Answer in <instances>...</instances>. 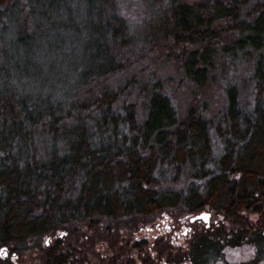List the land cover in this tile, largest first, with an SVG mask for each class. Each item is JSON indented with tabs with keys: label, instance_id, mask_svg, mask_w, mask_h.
<instances>
[{
	"label": "trees",
	"instance_id": "obj_1",
	"mask_svg": "<svg viewBox=\"0 0 264 264\" xmlns=\"http://www.w3.org/2000/svg\"><path fill=\"white\" fill-rule=\"evenodd\" d=\"M69 1L0 0V248L10 254L31 240L40 264H86V255L65 242V227L96 229L109 219L134 230L164 214L166 226L155 224L130 244L140 264H211L207 259L226 245H260L264 0H152L160 13L149 26L142 21L135 34L117 15L116 0H87L103 33L91 54L102 57L91 58L87 71L75 70L64 87L58 73H39L49 40H29L25 24L7 40V20L29 7L57 5L59 11ZM137 38L148 52L179 48L184 75L200 86L218 51L233 64L251 60L249 99L225 81L218 113L206 117L190 109L181 115L158 84L137 91L140 81L121 75L123 56ZM115 76L120 80L109 83ZM39 81L47 84V96ZM172 212L179 217L171 218ZM202 212L221 224L189 221ZM249 217L258 224L250 226ZM179 225L191 227L184 242L165 231ZM132 256L126 264L135 263Z\"/></svg>",
	"mask_w": 264,
	"mask_h": 264
},
{
	"label": "rangeland",
	"instance_id": "obj_2",
	"mask_svg": "<svg viewBox=\"0 0 264 264\" xmlns=\"http://www.w3.org/2000/svg\"><path fill=\"white\" fill-rule=\"evenodd\" d=\"M115 3L117 15L123 16L127 20L131 34L139 32L143 22L145 26H149L160 13L152 0H116ZM146 4L148 5L147 9L145 8ZM65 5L59 11H57V5H48L46 10L29 7L24 13L13 12L7 20V40H15L13 31L16 26L23 24H25L26 32L33 35L29 40H49V43L44 45L40 52L42 62L39 63V73H58L61 86L69 87L73 81L71 75L75 70L87 71L91 65V58L102 57L99 52L94 55L91 53L92 49L95 51L101 46L103 33L97 32L102 20L94 17L87 0H71ZM30 50L31 48L28 49L27 53H31ZM146 50L141 40L135 39L126 56H123L125 64L121 75L127 74L136 77L140 81L137 91H140L141 86H146V83L158 84L160 88L171 95L181 115L186 114L190 109L206 117L218 113L224 103L221 84L224 86L225 81L228 85L236 87L242 99L249 97L251 60L233 64L218 51V55L213 60L211 75L206 83L200 86L184 75L179 58L182 51L179 48L173 47V50H170L166 46H162L154 50L151 49L150 52H148L147 47ZM31 65L36 67L37 63L31 62ZM116 79L120 80V76L110 78L109 83ZM39 82L42 86V95L47 96L49 93L47 84ZM54 89L56 93H59L58 86H55ZM166 215L168 214H164L163 218L158 221L161 226H166L167 222L162 220L165 219ZM170 215L171 218L179 217L177 212H172ZM216 218L213 217L209 221L211 220L214 224L217 221L221 224V221L218 220L219 217ZM253 218L255 217L248 218L252 227L258 224V220ZM198 221L206 224L202 220L198 219ZM131 223L132 220H129L127 224L130 225ZM158 223L150 221L146 225L149 224L147 228H152ZM228 225L230 226V224ZM73 226L65 227L68 230L67 233L63 232L67 234L65 242L71 244L69 248L72 250L78 249V253L79 255L82 254V257L84 254L87 255L86 257L91 262H87L86 257L81 259H86V264H126L124 259L132 255L135 261L133 264L139 263V260L137 261L134 257L135 251L129 249L130 244L135 241L139 242L147 236L145 226L140 229V225L137 229L128 230L125 228L124 221L109 219L99 222L96 229L88 228L83 223H75ZM184 229L186 230V227L180 225L177 229L176 236L179 242L186 241L185 236L191 232V227H188V233L183 235ZM150 232V234L155 233L154 230ZM110 246L117 247V250L115 248L113 251ZM4 248L6 249V247ZM36 251L39 249L35 242L25 241L16 251L18 255L16 264H40V256L37 258L36 253L38 252ZM115 251L116 254L111 253ZM34 253L35 258L28 260V257ZM211 256V261L207 259L211 264H264V241L260 245L246 244L238 248L226 245L220 253ZM73 257L76 259V254ZM0 259L2 260L0 264H9L7 259L3 257ZM76 260L81 261L80 259Z\"/></svg>",
	"mask_w": 264,
	"mask_h": 264
},
{
	"label": "flooded vegetation",
	"instance_id": "obj_3",
	"mask_svg": "<svg viewBox=\"0 0 264 264\" xmlns=\"http://www.w3.org/2000/svg\"><path fill=\"white\" fill-rule=\"evenodd\" d=\"M194 221V220H193ZM192 221V222H193ZM191 222V223H192ZM160 228V226H157V228ZM188 227H186V230L184 229L183 230V235L184 234H186L187 232H188ZM166 232H171V236H172V238L175 240V239H177L178 237L176 236L177 235V230L176 229H173L171 226H169L166 230H165ZM46 246H48V242H46ZM1 249H5L4 247H2ZM7 249V248H6ZM7 252H8V255H7V257H3V258H5V259H7L8 260V263L9 264H16V260H18V255L16 254V251L15 252H11L10 254H9V251L7 250ZM36 252H38V253H36V255H37V258L40 256V253H39V251H36ZM72 254V257H73V255H75L73 252L71 253ZM34 255H35V253L33 254V255H30L28 258V260H31V258H35L34 257ZM87 256V255H86ZM13 257H15V259H13ZM74 258V257H73ZM87 258V257H86ZM87 262H91V260L90 259H88L87 258ZM137 264H140V262L139 263H137Z\"/></svg>",
	"mask_w": 264,
	"mask_h": 264
},
{
	"label": "snow or ice",
	"instance_id": "obj_4",
	"mask_svg": "<svg viewBox=\"0 0 264 264\" xmlns=\"http://www.w3.org/2000/svg\"><path fill=\"white\" fill-rule=\"evenodd\" d=\"M200 219L207 221L209 219V214L207 213L202 214ZM7 255H8L7 249H0V257H7ZM13 259H15V257H13Z\"/></svg>",
	"mask_w": 264,
	"mask_h": 264
},
{
	"label": "water",
	"instance_id": "obj_5",
	"mask_svg": "<svg viewBox=\"0 0 264 264\" xmlns=\"http://www.w3.org/2000/svg\"><path fill=\"white\" fill-rule=\"evenodd\" d=\"M205 213H207V212L199 213V214H197L196 216L190 218L189 221L192 222V221L195 220V219H199V220H202L204 223H206V224L208 225L209 219H208L207 221H205V220H203V219H200L201 215H202V214H205ZM207 214H209V213H207ZM209 217H210V214H209Z\"/></svg>",
	"mask_w": 264,
	"mask_h": 264
}]
</instances>
